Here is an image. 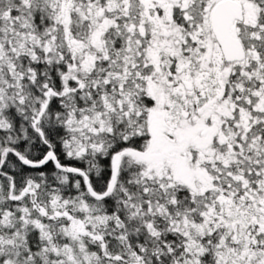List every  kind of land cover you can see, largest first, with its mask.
<instances>
[{
	"label": "snow or ice",
	"instance_id": "obj_1",
	"mask_svg": "<svg viewBox=\"0 0 264 264\" xmlns=\"http://www.w3.org/2000/svg\"><path fill=\"white\" fill-rule=\"evenodd\" d=\"M0 264H264V0H0Z\"/></svg>",
	"mask_w": 264,
	"mask_h": 264
}]
</instances>
